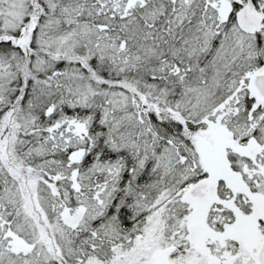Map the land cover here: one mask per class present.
Segmentation results:
<instances>
[{
	"label": "snow or ice",
	"instance_id": "snow-or-ice-1",
	"mask_svg": "<svg viewBox=\"0 0 264 264\" xmlns=\"http://www.w3.org/2000/svg\"><path fill=\"white\" fill-rule=\"evenodd\" d=\"M0 264H264V0H0Z\"/></svg>",
	"mask_w": 264,
	"mask_h": 264
}]
</instances>
